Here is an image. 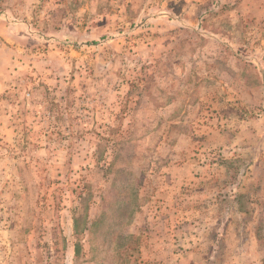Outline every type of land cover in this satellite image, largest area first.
Here are the masks:
<instances>
[{
	"label": "rangeland",
	"instance_id": "obj_1",
	"mask_svg": "<svg viewBox=\"0 0 264 264\" xmlns=\"http://www.w3.org/2000/svg\"><path fill=\"white\" fill-rule=\"evenodd\" d=\"M0 264H264V0H0Z\"/></svg>",
	"mask_w": 264,
	"mask_h": 264
}]
</instances>
